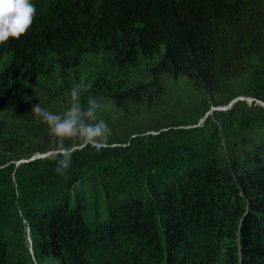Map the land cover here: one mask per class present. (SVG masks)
I'll return each mask as SVG.
<instances>
[{"label": "trees", "instance_id": "16d2710c", "mask_svg": "<svg viewBox=\"0 0 264 264\" xmlns=\"http://www.w3.org/2000/svg\"><path fill=\"white\" fill-rule=\"evenodd\" d=\"M33 3L31 31L0 46V65L12 56L0 72V107L22 104L41 76L76 68L90 52L111 53L119 68L137 65L141 56H159L147 81L129 87L105 77L93 82V94L128 117L156 107L167 76L188 77L205 98L224 97L234 94L254 61L264 64V0ZM262 93L257 95L264 99ZM233 111L232 117L247 112L242 106ZM254 123L247 132L232 133L223 153L219 143L206 148L204 136L187 144L183 151L199 153L187 158L180 159L179 148L161 156L153 154L161 146L150 151L153 164L147 165L154 174L148 190L138 170L126 171L123 161L90 157L117 156L126 151L122 147H74L69 167L83 157L86 166L98 167L89 177L57 172L62 157L56 154L0 169V264H31L33 258L60 264H264V112L256 113ZM219 132L214 126L211 135L218 139ZM153 140L133 139V148L141 147L144 155ZM0 141L1 161L13 143H3L1 134ZM43 143L42 153L55 147L54 137ZM35 166L48 170V177L30 173ZM95 180L104 186L108 216L94 227L86 220L85 202Z\"/></svg>", "mask_w": 264, "mask_h": 264}, {"label": "rangeland", "instance_id": "374dc122", "mask_svg": "<svg viewBox=\"0 0 264 264\" xmlns=\"http://www.w3.org/2000/svg\"><path fill=\"white\" fill-rule=\"evenodd\" d=\"M10 59H12V56L7 55L0 65V72L6 68ZM158 61L159 56L150 58L141 56L137 65L119 68L111 53L106 51L90 52L84 55L81 64L76 68L65 72L57 69L54 73L41 76L37 84L31 87V93L26 96L22 104L0 107L1 138L3 143H13L7 147L6 152H2L7 155L1 159L0 168L11 165H16V167H20L23 164L33 165L38 162L37 160L42 161L52 158V155L55 154L52 149L47 150L46 153L38 151L39 147L44 144L43 139L53 136L48 125L41 118L36 117L31 109L33 105L39 104L42 108L54 114L62 115L75 103V101L71 100V90L75 85L82 86L79 102L82 118L87 123L93 124L99 123L100 119H103L112 130L107 146L96 148L115 149L122 147V149L126 150L125 152L122 151L120 155L107 159H103L97 154H93L90 157L103 162L109 160L117 161L118 164L123 161L120 165H123L126 171L138 170L142 182L144 181L142 187L145 190L149 188L147 184L150 181L148 179L150 173L154 174V170L152 171L149 168L150 165H147V161L153 164V155L149 153L150 151L159 146L162 148L159 149V153L153 152L157 156L177 148L183 151L186 149L187 144L191 141L193 142L192 139H200L204 136L207 143H209L206 144V148L213 149L215 147L214 143L217 145L219 143L220 151L223 153L226 151V141L230 140V135L238 130L239 132L249 131L255 125L256 113L264 112L261 108L256 110V106L264 107V99L257 95L264 92V64L259 61H254L249 73L235 83L233 97L214 95L213 97L205 98L203 94L196 91L188 77L180 76L174 78L167 76L164 78V98L158 101L156 107L146 108L140 113H130L129 117L123 114L110 100L104 97H96L91 90L93 82L102 77L108 78L113 83L120 84L123 87H129L139 81H147L150 79L152 67ZM230 98L232 99L230 100ZM90 100H94L99 105L96 113L97 120L95 121L83 116V112ZM239 106H242L247 111L246 115H242L240 111L237 117H232L233 109ZM251 109H255L254 112L250 113L249 110ZM214 126L220 131L221 137L218 139L211 135ZM222 127L224 128L223 136L221 133ZM173 130L182 132L174 136ZM163 132H170L171 134L164 138L161 136ZM32 135H34V138L29 141ZM139 137L144 138L145 142L146 139L150 141V138L155 137V140L145 149L146 151H143L144 155L140 154L141 147L133 148L135 144L132 143L133 139ZM153 143L158 144V146L153 148ZM202 151L207 152L209 150L202 149ZM51 152L50 156L42 157ZM197 152H192L191 149L183 151L184 154L180 159L190 157L192 154H199ZM38 166L32 169L29 168V172L40 179L48 177V170H42ZM145 166L147 167L145 168ZM97 170L98 167L86 166L84 158L80 157L73 163L72 168L68 167L65 171L69 172V174H74L76 171L89 177L91 172ZM121 170L123 171V169ZM118 177L124 179L126 176L122 173ZM0 186H3L1 182ZM91 187V199H87L85 202V215L88 223L95 227L107 219L108 203L101 181L95 180ZM86 190L87 193L88 189ZM27 235L29 236V233ZM27 243L31 247L32 242L30 239H28ZM31 264L60 263L53 259L38 261L33 258Z\"/></svg>", "mask_w": 264, "mask_h": 264}, {"label": "clouds", "instance_id": "9594fccd", "mask_svg": "<svg viewBox=\"0 0 264 264\" xmlns=\"http://www.w3.org/2000/svg\"><path fill=\"white\" fill-rule=\"evenodd\" d=\"M37 8L33 0H0V46H6L10 40H20L27 35L36 22ZM81 85H75L71 90V100L75 101L68 110L54 114L39 104L32 106L33 114L48 125L51 135L55 138L53 152L62 157L58 159L56 171L63 173L71 164L74 147L92 145L107 146L111 136V128L100 119L99 123H87L81 114L79 106ZM99 105L94 101L88 102L83 116L97 120ZM65 141H75L65 146Z\"/></svg>", "mask_w": 264, "mask_h": 264}, {"label": "water", "instance_id": "95a60500", "mask_svg": "<svg viewBox=\"0 0 264 264\" xmlns=\"http://www.w3.org/2000/svg\"><path fill=\"white\" fill-rule=\"evenodd\" d=\"M213 110H217V109H213ZM80 148H82V147H80ZM76 149V148H75ZM52 154V152L51 153H48V154H46V155H43L42 157L43 158H46V157H48V156H50ZM34 159H36V158H34ZM1 169V168H0Z\"/></svg>", "mask_w": 264, "mask_h": 264}]
</instances>
